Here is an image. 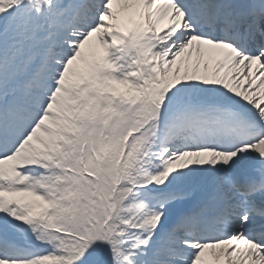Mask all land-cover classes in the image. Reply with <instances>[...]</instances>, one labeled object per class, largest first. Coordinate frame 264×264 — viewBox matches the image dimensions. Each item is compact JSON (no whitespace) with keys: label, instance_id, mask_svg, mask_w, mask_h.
Masks as SVG:
<instances>
[{"label":"snow or ice","instance_id":"obj_1","mask_svg":"<svg viewBox=\"0 0 264 264\" xmlns=\"http://www.w3.org/2000/svg\"><path fill=\"white\" fill-rule=\"evenodd\" d=\"M0 264H264V0H0Z\"/></svg>","mask_w":264,"mask_h":264}]
</instances>
